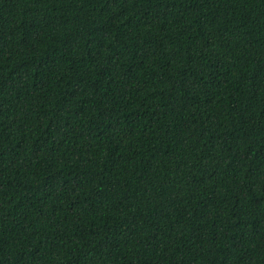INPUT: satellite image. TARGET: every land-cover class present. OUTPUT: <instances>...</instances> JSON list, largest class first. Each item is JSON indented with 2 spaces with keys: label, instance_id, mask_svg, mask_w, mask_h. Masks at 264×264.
<instances>
[{
  "label": "trees",
  "instance_id": "16d2710c",
  "mask_svg": "<svg viewBox=\"0 0 264 264\" xmlns=\"http://www.w3.org/2000/svg\"><path fill=\"white\" fill-rule=\"evenodd\" d=\"M0 264H264V0H0Z\"/></svg>",
  "mask_w": 264,
  "mask_h": 264
}]
</instances>
